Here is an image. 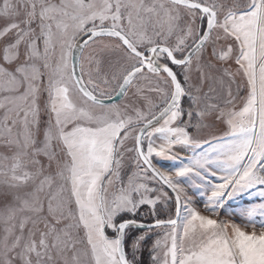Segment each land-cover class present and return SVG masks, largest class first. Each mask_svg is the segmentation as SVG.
Here are the masks:
<instances>
[{
	"label": "snow or ice",
	"instance_id": "snow-or-ice-1",
	"mask_svg": "<svg viewBox=\"0 0 264 264\" xmlns=\"http://www.w3.org/2000/svg\"><path fill=\"white\" fill-rule=\"evenodd\" d=\"M0 264H264V0H0Z\"/></svg>",
	"mask_w": 264,
	"mask_h": 264
},
{
	"label": "rangeland",
	"instance_id": "rangeland-1",
	"mask_svg": "<svg viewBox=\"0 0 264 264\" xmlns=\"http://www.w3.org/2000/svg\"><path fill=\"white\" fill-rule=\"evenodd\" d=\"M194 76H195V74H194ZM205 87H207V86H205ZM165 164H166V166H167V164H168V162H164ZM248 199H252L251 197H249ZM236 210V212H237V215L234 217L238 222H241V218H240V216L238 215V212H239V209L237 208V209H235ZM231 211V210H230ZM164 215V213H162V216ZM144 258H145V260L147 261V253H145V255H144Z\"/></svg>",
	"mask_w": 264,
	"mask_h": 264
}]
</instances>
